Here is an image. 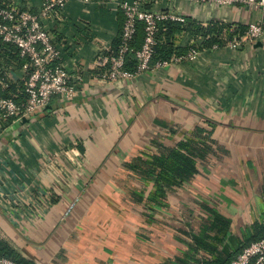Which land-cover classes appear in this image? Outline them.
Segmentation results:
<instances>
[{
	"label": "crops",
	"instance_id": "crops-1",
	"mask_svg": "<svg viewBox=\"0 0 264 264\" xmlns=\"http://www.w3.org/2000/svg\"><path fill=\"white\" fill-rule=\"evenodd\" d=\"M122 1L132 0H67L53 10L43 24L77 94L0 127V194L22 191L24 203L14 211L0 206V238L32 264H170L190 254L201 232L202 240L217 237L226 256L264 226V33L236 49L104 82ZM21 2L35 14L42 0ZM152 6L202 25L258 22L264 31V10L183 1ZM24 65L17 50L1 48L0 80L11 95L21 93ZM199 131L211 141L196 175L167 193L165 207L148 206L153 183L140 182L125 164ZM36 183L50 196L45 210L25 204ZM213 218L228 227L201 230Z\"/></svg>",
	"mask_w": 264,
	"mask_h": 264
},
{
	"label": "built area",
	"instance_id": "built-area-1",
	"mask_svg": "<svg viewBox=\"0 0 264 264\" xmlns=\"http://www.w3.org/2000/svg\"><path fill=\"white\" fill-rule=\"evenodd\" d=\"M67 0H42L38 13H31L20 7L19 0L0 7V41L1 44L17 50L19 58L25 61L27 70L26 78L22 85L20 95L3 97L2 93L9 88L5 79L0 80V127L8 125L14 120L27 118L47 106L54 98L72 100L76 94V86L71 82L66 70L60 64V53L54 40L45 29L43 22L51 19L52 12L57 7H62ZM89 0H83L87 3ZM147 0L122 1L119 8L123 15L120 42L115 52L109 57V67L102 72L100 79L104 82H117L130 80L139 74L162 69L171 64L185 61H194L200 53L208 50L189 49L180 57L173 56L169 61L156 62L151 66L153 47L156 44L155 35L158 22L170 20L183 23L184 16L170 13L144 10L143 5ZM183 1L188 4L210 5L215 7L245 6L252 10H264V0H149V3ZM143 24V40L139 49L132 48V42L137 32V24ZM260 23H250L241 39L234 38L226 44L229 49H236L242 42H253L263 36ZM185 35L178 41H181ZM218 49L213 46L212 50ZM1 51V48H0ZM130 57L135 62L132 71L125 69L126 59ZM23 96V99L18 97ZM34 185V184H33ZM28 191L29 199L26 205L37 204L42 209H47L50 196L45 192L40 183ZM31 192V195H30ZM3 196L0 194V206L14 211V208L23 206V201L18 194ZM74 204L66 209V217ZM0 264H18L13 260L0 255ZM229 264H264V237L251 242L244 247Z\"/></svg>",
	"mask_w": 264,
	"mask_h": 264
},
{
	"label": "trees",
	"instance_id": "trees-1",
	"mask_svg": "<svg viewBox=\"0 0 264 264\" xmlns=\"http://www.w3.org/2000/svg\"><path fill=\"white\" fill-rule=\"evenodd\" d=\"M20 7L24 10L25 5L19 0ZM12 0H0V7L5 4L11 3ZM153 3L143 5L144 10H151ZM158 30L155 35L156 44L153 47V55L151 59V66L156 62L169 61L173 56L180 57L185 55L189 49L197 50H212L213 46L217 48L225 47L226 44L232 41L234 38L241 39L247 27L234 24H219V23H207L202 25L195 20L184 17V22H174L170 20L158 22ZM120 34L116 45L110 50L115 52L119 42ZM185 35L181 41V45H178V41ZM143 40V24H137V32L132 42V48L139 49ZM6 46L1 44L0 48ZM110 57V56H109ZM135 62L127 57L125 69L132 71L134 69ZM104 72V71H103ZM102 74V73H101ZM11 86L6 92L2 93L3 97H9ZM23 99L21 95L18 97ZM196 136L193 134L186 135L181 141L172 148H166L164 146H158L156 153L148 157L144 162L134 159L132 162L126 163L125 168L135 174L142 183H153L155 191L153 194H149L146 198V204L150 207L154 205L165 207V197L167 193L173 192L185 183H188L194 175H196V163L203 160L209 153V134H204L199 131ZM199 135V136H198ZM214 215L220 216L215 213ZM220 225L217 227L216 224ZM205 227V228H204ZM213 227L215 233L222 231V228L228 227V222L221 219L213 218L209 223L202 225V229ZM201 232V231H200ZM255 236L250 237L244 245L238 248L236 251L223 256L221 250L218 247L217 237L211 238L209 241L200 239L202 236L196 235L193 237L195 241L192 246L189 244L190 254L188 256H182L177 258L170 264H229L237 254L251 242L257 241L264 237V226L259 229H254ZM202 250L207 257H201L198 255L197 250ZM0 255L13 260L18 264H32L26 261L22 257L12 250V248L0 238Z\"/></svg>",
	"mask_w": 264,
	"mask_h": 264
}]
</instances>
